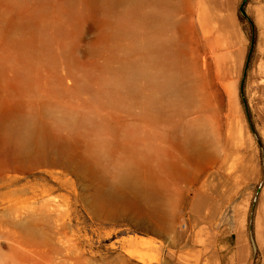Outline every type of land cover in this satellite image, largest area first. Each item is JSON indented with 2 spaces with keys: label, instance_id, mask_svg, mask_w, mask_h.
<instances>
[{
  "label": "rangeland",
  "instance_id": "374dc122",
  "mask_svg": "<svg viewBox=\"0 0 264 264\" xmlns=\"http://www.w3.org/2000/svg\"><path fill=\"white\" fill-rule=\"evenodd\" d=\"M178 1L166 35L187 46L193 61L205 49L212 73L216 57L229 71L222 83L198 81V99L210 107L168 102L155 114L145 80L131 96L119 76L127 63L146 64L134 44L154 38V27L134 23L136 39L116 35L114 21L125 6L104 23L87 0H0V71L5 81L27 79L30 86L25 93L1 90L0 112L10 106L29 119L47 104L62 139V147L42 146L21 160L0 135V264H217L243 257L245 247L249 264H264V0ZM13 22L37 26L20 34ZM16 119L7 125L15 127ZM198 120L219 132L231 123L242 142L228 140V147L223 135L213 167L194 182L172 181L149 204L170 213L169 232L135 206L97 208L123 164L122 143L151 156L160 150L186 168L175 133ZM225 144L229 159L221 171ZM93 156L98 165L84 168Z\"/></svg>",
  "mask_w": 264,
  "mask_h": 264
},
{
  "label": "bare ground",
  "instance_id": "6f19581e",
  "mask_svg": "<svg viewBox=\"0 0 264 264\" xmlns=\"http://www.w3.org/2000/svg\"><path fill=\"white\" fill-rule=\"evenodd\" d=\"M184 1L179 0L178 2L181 4ZM87 2L93 7L94 13H101L105 17L106 21L104 23H108V21L112 23L115 9L119 6H125L123 13L114 21L116 35H131L133 36L132 39H136L138 32L134 27V23L155 28L156 36L154 38L142 46L134 44V49L147 57L146 64L143 66L138 62L127 63L119 70V76L126 80V89L131 96H136L141 91L138 83L140 80H145L149 90V96L146 98L147 107L154 109L155 114L161 112L164 108L163 104L168 102L185 101L189 106L198 105V81L210 85L226 80L229 68H225V62H216V60H221V57L214 59L217 68L212 73L211 63L209 62L212 57H207L208 54L205 49H202V53H199V59L193 61L190 58L187 46H180V43L173 41L171 38L169 39L166 35L165 28L175 24L170 11L173 0H87ZM147 6H152L150 12L142 10ZM181 6L182 9L184 5ZM181 9H178L177 12L179 13ZM174 14L176 15V13ZM35 25L37 26L36 23L13 22L11 28L13 31L23 34ZM12 43L19 49L26 45L21 41H13ZM222 66L224 70H222ZM185 79L186 82L184 83ZM29 88L27 79H16L7 82L0 71V92L3 89H11L19 93H25ZM205 101L202 102L207 105ZM209 103L207 106L210 107ZM47 106V104H44L40 109H36L29 119L26 118L22 110L21 113L14 114L10 106L5 107L4 113L0 112V135L2 140L4 143L12 142L16 146L17 156L21 157V160L31 157L36 150L41 151L42 146L48 148L62 147L61 137L53 132V129L59 128V123L54 118L48 119L46 117L45 112L49 111ZM202 107L204 108L205 105ZM174 109L175 114L180 113L178 105L174 106ZM48 114L53 113L49 112ZM13 116L17 118L16 126L9 127L6 122ZM214 116L216 119V115ZM227 120L230 121L228 118ZM226 125L227 131L223 129L219 132L204 121L198 120L177 129L182 136L177 137L178 132H176L174 141L177 148L184 154L188 164L186 168L181 167L180 164L171 160L165 152L160 150L156 156H151L143 152L135 143H122L119 149H122L121 151L124 154L123 164L117 169L113 183L97 208H104L105 203L109 206L119 204L135 206V209L144 212L149 217H155L159 224L164 225V223H167L166 227L169 226V230H165L169 232L173 221L170 213L156 211L149 204H153V200L160 198V193L168 192L172 181L175 183L177 179H184L194 182L197 179V173L213 167L221 156L218 145H220L219 138L221 139L223 135L228 147H230L228 140H231L236 146L241 144V133H235L236 131L232 130L231 123ZM227 144H225V155L221 157V171L227 168L229 159ZM91 161L96 166L98 165L97 158L93 156L90 161H86L84 168H89ZM102 181L106 182V179L103 178ZM171 203L172 201H169V205Z\"/></svg>",
  "mask_w": 264,
  "mask_h": 264
},
{
  "label": "crops",
  "instance_id": "0c3cea01",
  "mask_svg": "<svg viewBox=\"0 0 264 264\" xmlns=\"http://www.w3.org/2000/svg\"><path fill=\"white\" fill-rule=\"evenodd\" d=\"M248 250H249L248 247H245V251L243 249V252L245 254L241 258L229 257V259H226L225 261L218 259L216 263L217 264H249V255H248L249 251Z\"/></svg>",
  "mask_w": 264,
  "mask_h": 264
}]
</instances>
